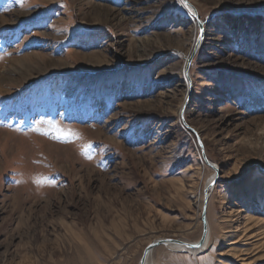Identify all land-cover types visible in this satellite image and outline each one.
Returning <instances> with one entry per match:
<instances>
[{
  "label": "rangeland",
  "instance_id": "1",
  "mask_svg": "<svg viewBox=\"0 0 264 264\" xmlns=\"http://www.w3.org/2000/svg\"><path fill=\"white\" fill-rule=\"evenodd\" d=\"M189 1L212 240L151 264H264V0ZM198 35L181 0H0V264H139L202 236L213 169L180 118Z\"/></svg>",
  "mask_w": 264,
  "mask_h": 264
},
{
  "label": "water",
  "instance_id": "2",
  "mask_svg": "<svg viewBox=\"0 0 264 264\" xmlns=\"http://www.w3.org/2000/svg\"><path fill=\"white\" fill-rule=\"evenodd\" d=\"M185 4V6L188 8L190 14L192 15V17L195 19V22L198 26L199 29V35L198 38L196 40L195 46L193 51L191 52L189 59L187 61V65L185 67V74L186 77L190 83V87L192 86L191 84V77H190V68H191V63L192 60L194 58V56L196 55L197 51L199 50V47L201 46V43L204 40L205 37V33H204V24L201 21L198 11L196 9V7L189 1V0H184L183 2ZM181 120L183 122V124L189 128V125L187 124V122L185 121V118L183 116V114L181 115ZM197 140H198V144L199 147L201 149L202 152V156L205 160V162L207 163V165H209L210 167H212L213 169H215L216 171V177L215 179L207 185L206 189H205V193H206V201L202 210V215H201V219H202V223H203V233L202 236L200 238V240L197 243H191L188 241H184L181 239H177V238H158L155 239L153 242H151L149 245L146 246V248L144 249L142 256L139 260V264H145L148 260V257L150 256V254L152 253V251L161 245H179V246H183L186 249H199L202 247V245L204 244L207 236H208V225H207V198H208V190L211 189V187H213V185L217 182L218 178H219V169L208 159L204 147H203V143L201 138L196 135ZM215 186V185H214ZM198 245V247H197Z\"/></svg>",
  "mask_w": 264,
  "mask_h": 264
},
{
  "label": "bare ground",
  "instance_id": "3",
  "mask_svg": "<svg viewBox=\"0 0 264 264\" xmlns=\"http://www.w3.org/2000/svg\"><path fill=\"white\" fill-rule=\"evenodd\" d=\"M192 3V2H191ZM89 7H92V9H93V14H94V16H95V19H97V20H100V18H101V12H103V11H105V10H107V8L106 7H104V6H98V4H96V5H93V4H89ZM110 12L109 11H107V13L106 12H103L102 14H109ZM204 39H205V37H204ZM141 44H140V47H141V49L139 50V53H140V55L141 56H143L144 55V53H145V51H146V46L150 43L149 42V40H144V41H142V42H140ZM145 43V44H144ZM201 45H202V43H201ZM194 46H195V44H194ZM201 48V46L199 47V49ZM193 49H194V47H193ZM193 51V50H192ZM190 56V55H189ZM90 59H92V60H96V61H100V55L98 54V53H96V54H94L93 56H91L90 57ZM191 70V69H190ZM192 80V79H191ZM191 84H192V81H191ZM187 85H188V95H187V98H186V100H185V102H183L182 103V106H181V109H180V118H181V115L183 114V116H184V118H185V121L187 122V119H186V111L187 110H189L190 109V106H191V102H187V101H189L190 99V97H191V93H190V83H189V81H188V83H187ZM193 85V84H192ZM187 124L189 125V128H187L186 126V128L187 129H189L190 131H192V133L196 136V135H198L200 138H201V136H200V134L197 132V130L194 128V127H192L188 122H187ZM201 140H202V143H203V147H204V150H205V144H204V142H203V139L201 138ZM201 150V149H200ZM200 153H202L201 151H200ZM205 153H206V150H205ZM207 155V154H206ZM209 166V165H208ZM215 166L219 169V167H218V165L217 164H215ZM213 169V168H212ZM216 171H215V169H213V174H211V176L206 180V183H205V185H204V189H203V192L201 193V195H199V196H197L196 197V206H197V208H198V210H199V213H202V210H203V207H204V204H205V201H206V193H205V189H206V187H207V185L208 184H210L214 179H215V177H216ZM216 184L217 183H215L214 185L216 186ZM213 185V187H211V189L210 190H208V198H207V206H208V203H209V198H210V196H211V193H212V191L215 189V186ZM208 208V207H207ZM207 225H208V236H207V238H206V240H205V242H204V244L202 245V247L201 248H199V249H186L185 247H183V246H179V245H164V246H166V247H168L169 249H171V250H173V251H177V252H185V253H192L194 256H197V255H199V254H201V253H204V252H206V251H208V248H209V245H210V243H211V227H210V224H209V221H208V217H207ZM243 227V229H245L246 228V226H245V224L242 226ZM243 229L241 228V227H239V225L236 227V229L234 230V232H238V231H243ZM115 230V229H114ZM253 237V236H252ZM158 238H173V237H162V236H159V237H156V238H154V239H151L149 242H148V245L151 243V242H153L155 239H158ZM201 238V237H200ZM200 238L197 240V241H188V240H184V241H188V242H191V243H197L199 240H200ZM177 239H180V238H177ZM181 240H183V239H181ZM236 243H238L237 241H232L230 244H236ZM147 246V245H146ZM146 248V247H145ZM144 248V249H145ZM144 251V250H143ZM152 263V261H151V254H150V256L148 257V260H147V262L145 263V264H151Z\"/></svg>",
  "mask_w": 264,
  "mask_h": 264
},
{
  "label": "snow or ice",
  "instance_id": "4",
  "mask_svg": "<svg viewBox=\"0 0 264 264\" xmlns=\"http://www.w3.org/2000/svg\"><path fill=\"white\" fill-rule=\"evenodd\" d=\"M184 2V0H181V3H183ZM197 247H198V245H197Z\"/></svg>",
  "mask_w": 264,
  "mask_h": 264
}]
</instances>
